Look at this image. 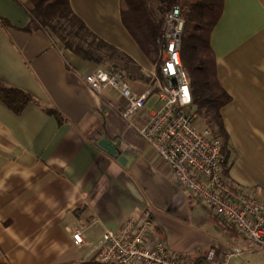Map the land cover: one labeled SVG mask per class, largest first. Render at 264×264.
I'll return each mask as SVG.
<instances>
[{
	"label": "crops",
	"instance_id": "1",
	"mask_svg": "<svg viewBox=\"0 0 264 264\" xmlns=\"http://www.w3.org/2000/svg\"><path fill=\"white\" fill-rule=\"evenodd\" d=\"M70 5L91 32L115 46L114 55L86 60L32 18V0H0V82L37 101L16 113L0 100V264H101L103 232L118 230L131 215L150 220V240L194 260L210 248L233 246L235 227L182 188L137 133L134 125L147 119L155 95L132 125L117 91L96 93L85 82L106 67L123 72L136 92L156 86L154 65L122 21L121 0ZM210 41L219 81L231 96L221 109L231 151L225 176L241 191L264 194V0H224ZM102 117L117 157L88 139ZM74 230L83 234L81 245ZM259 250L246 249L231 264H245Z\"/></svg>",
	"mask_w": 264,
	"mask_h": 264
},
{
	"label": "built area",
	"instance_id": "2",
	"mask_svg": "<svg viewBox=\"0 0 264 264\" xmlns=\"http://www.w3.org/2000/svg\"><path fill=\"white\" fill-rule=\"evenodd\" d=\"M184 27L181 9L173 5L163 18L160 75L154 73L153 90L136 92L123 73L103 68L88 73L85 82L96 93L117 91L126 101L121 114L132 125L131 118L155 95L147 119L134 125L137 133L170 166L182 188L209 212L235 227L237 241L219 252L210 248L203 258L194 260L174 253L165 241L150 240V220L131 215L118 230L103 232L97 255L101 264H231V259L246 249L264 248L263 192L250 194L230 183L224 173L222 138L198 122L201 118L193 106L180 53ZM72 238L76 245L84 243L80 230H74Z\"/></svg>",
	"mask_w": 264,
	"mask_h": 264
},
{
	"label": "trees",
	"instance_id": "3",
	"mask_svg": "<svg viewBox=\"0 0 264 264\" xmlns=\"http://www.w3.org/2000/svg\"><path fill=\"white\" fill-rule=\"evenodd\" d=\"M32 2L34 8L29 11L32 18L79 56L98 62L116 53L115 46L86 27L72 10L70 0ZM173 5H179L185 20L180 53L190 80L193 106L205 125L223 140V165L227 175L231 151L221 109L231 101V96L219 81L216 56L210 41L211 33L221 17L224 0H121L122 21L159 76L163 18ZM103 50L110 52L104 54ZM111 71L121 72L115 68ZM0 100L16 113L22 112L29 103L37 102L29 92L2 82ZM46 110L62 121L58 110L50 107H46ZM104 138L108 137L105 118L102 117L100 123L88 134V139L107 152L100 145Z\"/></svg>",
	"mask_w": 264,
	"mask_h": 264
},
{
	"label": "water",
	"instance_id": "4",
	"mask_svg": "<svg viewBox=\"0 0 264 264\" xmlns=\"http://www.w3.org/2000/svg\"><path fill=\"white\" fill-rule=\"evenodd\" d=\"M100 145L105 150H107L112 156L117 157L120 153V150L108 138L102 139L100 141ZM118 158L122 164H126V158L123 155H120Z\"/></svg>",
	"mask_w": 264,
	"mask_h": 264
},
{
	"label": "rangeland",
	"instance_id": "5",
	"mask_svg": "<svg viewBox=\"0 0 264 264\" xmlns=\"http://www.w3.org/2000/svg\"><path fill=\"white\" fill-rule=\"evenodd\" d=\"M182 16V15H181ZM103 67V66H102ZM106 68V67H103ZM156 72L154 67V73ZM200 125H205L204 121L202 119H199ZM249 255H252L250 258L248 257V253L244 256L245 258H249V261L245 264H264V250H259L257 252H253Z\"/></svg>",
	"mask_w": 264,
	"mask_h": 264
}]
</instances>
